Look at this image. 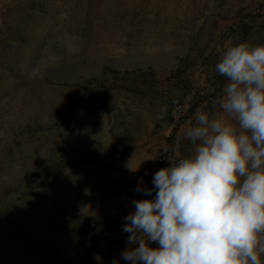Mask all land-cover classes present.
Here are the masks:
<instances>
[{
    "label": "rangeland",
    "instance_id": "374dc122",
    "mask_svg": "<svg viewBox=\"0 0 264 264\" xmlns=\"http://www.w3.org/2000/svg\"><path fill=\"white\" fill-rule=\"evenodd\" d=\"M242 41L264 45V0H0V264H131L136 189L219 115Z\"/></svg>",
    "mask_w": 264,
    "mask_h": 264
},
{
    "label": "clouds",
    "instance_id": "9594fccd",
    "mask_svg": "<svg viewBox=\"0 0 264 264\" xmlns=\"http://www.w3.org/2000/svg\"><path fill=\"white\" fill-rule=\"evenodd\" d=\"M215 71L219 115L198 108L183 132L191 151L136 189L155 196L124 217L131 264H264V45L227 47Z\"/></svg>",
    "mask_w": 264,
    "mask_h": 264
},
{
    "label": "trees",
    "instance_id": "16d2710c",
    "mask_svg": "<svg viewBox=\"0 0 264 264\" xmlns=\"http://www.w3.org/2000/svg\"><path fill=\"white\" fill-rule=\"evenodd\" d=\"M129 235H130V234H129ZM129 235H128V236H129ZM124 250H125V248L122 246V247H121L120 249H118L117 251H118V253L121 254Z\"/></svg>",
    "mask_w": 264,
    "mask_h": 264
}]
</instances>
